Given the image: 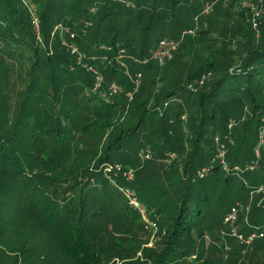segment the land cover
<instances>
[{
	"label": "trees",
	"instance_id": "1",
	"mask_svg": "<svg viewBox=\"0 0 264 264\" xmlns=\"http://www.w3.org/2000/svg\"><path fill=\"white\" fill-rule=\"evenodd\" d=\"M134 1V6L127 7L114 0H0V33L6 40L13 36L15 42H24L22 45L32 62L30 67L26 65V72L30 68L38 77L36 83L30 80L27 87L13 94L14 97L10 94L6 97L17 99L16 106L21 102L25 104L29 101L30 91L40 87V92L34 93L40 97L44 95L48 102L54 98L55 104L61 101L65 105L61 109L55 108L67 120L58 126L74 131V121L81 124L80 130L90 135L98 130L106 132L113 116L130 97L123 94L121 99H114L105 87L94 91L95 75L90 77L83 64L78 63L77 56L70 52L69 45L74 43L86 56L102 53L99 50L101 44L115 49L125 47L131 54L129 57L145 59L158 49L162 38L183 41L189 34L185 32L183 38L182 35L178 38V35L164 34L154 44L155 32L173 27L182 33L198 28L195 26L198 24L195 20H198L202 28L198 36L189 41L185 58L176 53L163 65L150 59L146 65L149 71H143L144 64L132 59V71H142L145 75L141 98H135L131 105L130 124L107 138L106 144L109 154L121 147L126 135L138 133L146 123L155 125V131H161L167 113L177 112V117L171 120L177 122L171 127L173 129H163L168 142L174 138L173 149L182 154L180 162L175 159L177 157L170 158L174 160L169 165L172 168H168L179 174L177 183L168 187L172 199L158 212L162 215L166 246L163 252L149 257L155 254L154 264L190 262L195 235H203L206 226L212 222L216 210L213 205L215 193L233 183L232 173L240 161L243 164L250 161L249 151L228 149V143L235 142V137L241 144L249 141L245 139L247 124L237 126L231 132L233 126L229 123L231 118L243 115L248 106L250 123L257 131L260 127L257 117L264 99V14L255 30L247 29L244 24L239 26L240 22L225 25V30L234 28V31L222 41L220 50L213 48L212 41L216 40L214 37L209 39L208 34L219 23V8L213 14L215 18L199 12L210 1L203 0L200 7L201 0H173L171 6L166 4L170 0H165L159 11L156 0ZM29 3L33 4L30 9ZM33 8L37 9L40 19L39 33L32 20ZM60 24L67 26L70 33L55 31ZM240 47L245 48V56L238 66H234L233 57ZM12 48L9 49L24 53L15 43ZM196 59L200 64L194 67ZM119 68L116 62L107 63L101 72L110 82L124 76L119 75ZM228 81L231 84L226 90L231 95L224 101L219 92ZM234 81L239 86H233ZM3 90L7 93L9 89ZM174 100L183 101L181 108L177 109V103L171 102ZM66 106L71 108L66 110ZM22 107L36 109L33 104ZM38 107L40 109L32 117L35 124L37 119L41 120V114L50 112L52 103L50 107L42 108L39 102ZM80 110L83 111L80 113ZM49 118H45L46 127L55 125ZM208 126H212L210 134L206 133ZM171 132L174 135H170ZM218 134L225 135V139ZM55 135L46 143H35L37 155L28 166L20 155L11 153L8 138L0 134V264H144L137 255L140 245H144L140 233L143 221L126 198L124 184L100 172V166L108 161L98 156L92 159L88 149L81 150L86 160L74 161L79 151L75 139L71 140L72 133L67 134V140L59 150L55 143L61 138L60 131ZM208 135L210 137L206 139ZM221 144L226 148L228 168H224L217 158ZM92 160L96 164H92ZM247 166L244 168L251 169ZM69 167L73 170L65 175L64 171ZM233 206L225 211L226 215ZM240 223V232L251 231L243 217L239 218L238 225ZM103 231L108 233L106 237H101ZM109 235L126 238L132 243L109 240Z\"/></svg>",
	"mask_w": 264,
	"mask_h": 264
},
{
	"label": "rangeland",
	"instance_id": "2",
	"mask_svg": "<svg viewBox=\"0 0 264 264\" xmlns=\"http://www.w3.org/2000/svg\"><path fill=\"white\" fill-rule=\"evenodd\" d=\"M23 1L27 2V0ZM132 1L135 2L134 0ZM202 1L203 0L200 1V7L202 5ZM206 1H210L212 3ZM206 1V3L202 6V8H200L201 10L199 11L200 13L201 11H203V15H208L207 17L213 16L215 18L213 14L219 8V12H217L219 23L214 28H211V31L208 33L210 36L209 39H213L212 37H214V39L216 40L212 41L213 48L215 49L221 50L222 41L227 40V35H231L232 31H234V28H232L231 31L230 29L225 30V25L233 26L240 22L238 24L239 26H241V24H244L247 29L255 30L256 26L254 25L252 20L253 15L256 21H258V23L260 24V20L264 14V3H262L263 0L262 2L261 0ZM164 2L165 0L155 1V3H158L160 5L157 7L158 11L164 4ZM171 3L174 4V1L170 0V2H166V4L170 6ZM27 5L29 9L33 6L32 3H29ZM208 5L210 6L209 12H204V9ZM148 7L153 10L152 6ZM244 14L245 17H243ZM195 22H198V24H196ZM195 22V26H197L198 28L193 27L195 28L194 32L187 34L183 41H180L179 46L173 52V56L177 53L176 56H178L179 54L181 58H185L184 52H186V48H190L189 41L192 38H196L199 34L198 31L200 27L202 28L201 23L198 20H195ZM48 28L51 29V26L49 25ZM182 33H180L179 28L167 27L166 29H162L159 32H155L152 42H154V44L158 43L160 37H162L164 34L169 36L174 34L178 35L177 37L180 38ZM239 37L240 36L236 38L238 39ZM53 39L56 38L53 37ZM16 42H18V44ZM16 42L15 39H13V36L9 37V40H6L4 39L2 33H0V134L8 138L11 153L20 155L22 161L29 166L33 158H35V156L37 155V151L34 149L35 143H37V145L42 142L46 143V140H51V137L53 138V136L55 138V133L60 131L61 138H58V141L55 143L57 149L59 150L62 143L67 140V134L72 133L74 137H72L71 140L75 139L74 143L76 145L77 151H79L78 157H74V161H77V163L79 161L86 160L83 157L82 151L88 149L90 151V156L92 159L98 156L99 158L106 159L108 163L120 165L122 168H114L112 170V173H107L105 171V166L103 165L100 166V168L102 169L99 170L100 172L102 171L103 173H105V175H107L108 177L122 182L124 186L133 188L138 193L140 201L149 208L150 217L157 221L156 226L150 225L146 221L142 223L140 233L144 245H140L141 247L138 249L137 253V255L143 260L144 264H154L152 258L155 254L152 257H149V255L153 253L163 252L166 246V244H164L166 233L162 229V215H160L158 212L165 206V203L169 202L172 199L170 193L168 192V187L172 188L173 185L177 183L175 180L176 176L179 174L178 171L171 172L170 168L172 167H170L169 165L174 159H170L168 157L170 153H175L177 155V158H175L176 160L180 162L182 159V154L180 153V151L173 149L174 143L171 142L174 140V138L172 137L168 142L167 136H165L164 131L165 129L167 130L171 127H174L175 123H177L171 121L172 119L177 117V112L175 111L174 113H171L169 111L167 113L166 121L161 124L164 130L161 128V131H155V125H148V123H146L138 133L126 135L121 147L108 154L106 145L107 138L109 139V137L114 135L117 130L123 129L130 124L132 120L131 105L134 102L135 98L139 97V95L141 94V88L144 83L145 75L143 72L141 85L138 87H136L135 85V72H133L131 69L132 63H134V60L132 59L134 58L129 57V55L131 54L127 52V56L125 55L121 60L122 63L117 64L120 67L118 69L119 75L121 73L124 76L119 79L120 81L115 78L110 82H108L106 74L104 72H101L102 68L107 65V63L102 59L103 54L98 53L97 55H95L96 57H98L95 60L90 59V57H93V54L87 55L86 57L83 55V65H85V70L91 75V78L94 76V73L86 68V66L88 67L90 65L98 69L103 77V83L106 84L107 87H109L108 85H110L111 83H117L121 86L119 94L112 95L114 99H121L123 94H125L127 97H130L128 99L130 103L127 102V104L122 106L117 111V113L113 116V119H111V123L108 125L110 127L106 132L98 130L95 134L90 135L86 133L85 130H80L81 124H78L74 121L72 122L74 131L72 129L70 130L69 128H66L65 126H58L57 124H65L67 120L65 117H61L59 115L60 110L58 111L55 108L59 107V109H61L62 105H65L62 104L61 101L55 104V102H53L54 98H51V102L50 100L48 102L47 98H45L44 95L40 97V94L34 93L35 91L40 92V87H32L33 89L28 94L29 101L25 104L21 102L20 105L16 106L17 99H7L6 95L10 94V97H14L13 94H17L20 88L22 89L24 87H27V84L30 80H32V82L35 81V83L38 80V77L36 78L35 74L31 73L30 68L28 69V72H26V65L30 67L32 62L31 56L27 55L28 50L22 45L24 44V42L22 40H16ZM13 43H15L17 47L21 48V51H23L24 53L20 54L19 49H16L17 51H12L11 49H13ZM196 44L198 45L199 43L196 42ZM78 50L79 52H81V49L79 47ZM70 52L73 53L72 51ZM236 52L237 54H234L233 57L234 66H238L241 63L243 56H245V48H237ZM73 54H75L76 56L78 55V53ZM188 56L189 55H187V57ZM166 62L167 61H163L164 64ZM163 63L158 62L159 65H163ZM199 64L200 60L196 59L194 61V67ZM146 65H148V63H144V65L142 66L143 71L148 70ZM190 66L191 62L188 68ZM5 70H8L9 72L7 73ZM37 72L38 71L36 70V75H38ZM180 82L183 81L180 80ZM93 83H95V80ZM234 83L236 82L234 81ZM230 84V81H228L219 92V96L224 101L228 100L231 95V93H228L226 90V88L230 87ZM233 86H239V84L236 83ZM6 87L7 90L9 89L7 93H5L3 90L4 88L6 89ZM39 102L42 108H45L46 106L47 108L50 107L51 103L52 107L50 109V112L48 111L41 114V120L37 119V122L35 124V122L32 121V117L35 113L38 112L37 109H40V107H38ZM171 102L177 103V109L181 108V103H183V101H179V103L176 100ZM27 104H33L36 109L33 110L29 107H22ZM261 104V109L257 117L259 119L258 123L260 126L258 128V131L256 130V126H252V124L250 123L251 112L248 106L245 107L243 115L237 118H231L233 122V128L231 129V132L235 127L244 125L245 123L247 124L248 128L245 133V139L246 141H249L245 144H241L240 142L236 141L237 138L235 137V142L230 141V143H228V149L232 152L245 150L246 153L249 151L247 156L250 158V161L244 164L242 161H240L238 166H236L237 169L234 170V172L232 171L233 183L228 184L225 188H223L224 184L222 183L221 187L223 189L215 193L213 205L216 210L212 215V222L211 224L209 223L208 226L204 225L206 226V230L204 231L203 235H195L196 243L191 253L190 262H188L187 260H182L181 262L175 264L264 263V237H257L251 243L246 241V237L248 236V234L254 231H258L260 227L264 226V136H261L260 133L261 127L262 129L264 128V99L261 100ZM70 108L66 106V110H69ZM82 111L83 110H80V113ZM49 116H51V118H49ZM45 118H49L55 123V125L52 127H46L47 120ZM48 128H50V130H48ZM211 131L212 126H208L206 128V133L210 134ZM217 133H221V131L217 130ZM170 135H174V133L171 132ZM217 136L224 138L225 135L218 134ZM209 137V135L206 136V139H209ZM227 142L228 140L226 138V143ZM148 149H151V157H143L141 152ZM94 160H92V162ZM94 163L95 162H93L92 164ZM249 163L255 168L251 167L253 169H245L244 166H250ZM168 166L170 168H168ZM129 167H132L135 170L136 174L135 178L132 180L125 177V171ZM71 170H73V167H69L66 171H64V174L68 175ZM238 204L239 206H241V209L238 213V218L243 217L244 220L249 224V228L251 229V231H247L244 233L240 232L242 226V223H240V225L237 224V233L232 234V227L225 221V219H223V216L224 214L226 215L225 211L229 210L230 206H235ZM164 209H166V207ZM138 213L141 218L140 212ZM164 216L165 215H163V217ZM105 234L108 233L103 231L101 237H106ZM238 235H242L243 239ZM107 238L109 240L115 239V241H120L122 244L132 243L130 240L122 237L115 238V236L111 237L109 235Z\"/></svg>",
	"mask_w": 264,
	"mask_h": 264
},
{
	"label": "built area",
	"instance_id": "3",
	"mask_svg": "<svg viewBox=\"0 0 264 264\" xmlns=\"http://www.w3.org/2000/svg\"><path fill=\"white\" fill-rule=\"evenodd\" d=\"M114 1L120 2L124 5H126L127 7H131V6L135 5V3L132 0H114ZM261 2H262V0H261ZM209 9H210V6L208 5L205 8V12H209ZM92 10L94 11L95 9L93 8ZM32 18H33L32 20H33V23L36 27V30L39 33L40 19H39L38 12H37L36 8L32 9ZM252 20H253L254 25L256 26L255 28L257 29L258 21H256V19L254 18V15H253ZM54 30L55 31L58 30V31H60V33H64V32L70 33V29L67 26H63L61 24L57 25ZM185 32L193 33L194 29H189L187 31H184L182 34V38L185 35ZM74 35H75L74 33H71V37H74ZM179 44H180V40H178V39H169L168 37H164L160 40L158 49L153 51L149 57H147L145 59L144 58L139 59V58H135V57H133V58L135 61L141 62L143 64L149 62L150 59L158 60L159 62L163 63V61H166V59L172 58L173 52L177 49ZM69 46H70V49L73 53H78V55H77L78 63L83 64V62H82L83 61V55L85 57H86V55L79 52L78 47L74 43L69 45ZM99 50L102 51V54H103L102 59L110 65L114 64L115 62H116V64L122 63V61H121L122 58L125 55L127 56V50L125 47H120V48L118 47L117 49H115L112 46H109L106 44H101V45H99ZM97 58L98 57H96L95 55L92 57L93 60H95ZM90 59H91V57H90ZM83 66H85V65H83ZM86 68L88 70H91L95 75V83H94V89L95 90H99V89L105 87V89H106L105 91L107 93H109L110 95L119 94V92L121 90L120 85H118L117 83H111L110 85H108L109 87H107V85H105L103 83V77L100 74V72L98 71V69H96L92 65H90L88 67L86 66ZM134 75H135V85H136V87H138L142 83L143 72L142 71H136L134 73ZM107 93H103V94H107ZM105 96H107V95H105ZM229 125H230V127H232L233 122L231 121L229 123ZM261 136H264V128L261 131ZM217 140H218V138H217ZM141 154L143 157H146V158L151 157L150 149H148L146 151L143 150L141 152ZM225 155H226V148H225L224 144H221L220 147L218 148L217 158H219L220 161L224 164V168H228L229 166H228V163L225 159ZM176 156L177 155L175 153H170L168 158H175ZM103 166H105V171L107 173H112L113 172L112 170L114 168H118V169L122 168L120 165L111 164V163H105ZM251 167H254V166L253 165L247 166V168H251ZM236 168L237 167H234V169H236ZM125 175H126L125 177L127 179L132 180L135 178V175H136L135 170L132 167H129L126 169ZM202 175H203V173H202ZM123 192H124L126 198L128 199V201L131 203V205H133L138 210V212H140L142 221L143 222L146 221L148 224L156 226L157 221L150 217L149 208L140 201V199L138 197V193L133 188H131L129 186H125L123 188ZM240 209H241V206H239V204L233 206L231 211L225 217V221L228 224H230L232 227V229H231L232 234L237 233L236 228H237V224H238L237 222L239 220L238 213H239ZM238 236L243 239L242 235H238ZM257 237H264V226L260 227L258 229V231H254V232H251L250 234H248V236L246 237V241L251 243Z\"/></svg>",
	"mask_w": 264,
	"mask_h": 264
}]
</instances>
